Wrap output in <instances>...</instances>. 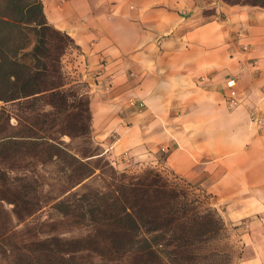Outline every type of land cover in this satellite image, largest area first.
Masks as SVG:
<instances>
[{
  "label": "crops",
  "instance_id": "obj_1",
  "mask_svg": "<svg viewBox=\"0 0 264 264\" xmlns=\"http://www.w3.org/2000/svg\"><path fill=\"white\" fill-rule=\"evenodd\" d=\"M43 2L78 45L64 61L88 84L103 154L200 185L240 245L236 264H264V6L214 1L207 19L200 0Z\"/></svg>",
  "mask_w": 264,
  "mask_h": 264
},
{
  "label": "trees",
  "instance_id": "obj_2",
  "mask_svg": "<svg viewBox=\"0 0 264 264\" xmlns=\"http://www.w3.org/2000/svg\"><path fill=\"white\" fill-rule=\"evenodd\" d=\"M72 48L74 38L49 20L43 0H0V194H36L39 166L54 164L60 194H70L54 208L91 226L86 237L47 232L13 247L11 264H229L231 228L210 194L158 167L129 173L104 161L92 140L88 84L71 81L63 65ZM76 138L83 145L75 147ZM98 169L104 185L73 190ZM0 199L14 203L19 220L32 214L19 196ZM88 250L95 254L84 256Z\"/></svg>",
  "mask_w": 264,
  "mask_h": 264
},
{
  "label": "rangeland",
  "instance_id": "obj_3",
  "mask_svg": "<svg viewBox=\"0 0 264 264\" xmlns=\"http://www.w3.org/2000/svg\"><path fill=\"white\" fill-rule=\"evenodd\" d=\"M203 4L206 5L205 9L202 10L203 14L207 16V19L212 18L214 11L217 10L216 2L220 0H200ZM228 4H241V5H252L255 2H264V0H221ZM218 13V12H217ZM218 15H223L221 12ZM66 57H63V65L65 71L68 73L69 79L76 80L81 77L78 76V73H75L72 70V67L68 65L67 60L64 61ZM84 89L89 91V87L86 86ZM7 107L12 109V105L8 104ZM92 140L94 147L98 148V151H102L101 145L94 139V132L92 131ZM66 140L70 138L66 136ZM84 140L82 138H76L73 142V145L76 147L83 145ZM161 151L165 153L167 148ZM105 160L110 161V163L119 171H127L129 173H138L147 167H157L158 164L146 163L141 160H136L135 157L131 156L129 151H125L122 155V162L117 164L113 163L114 158L107 157L106 154L103 155ZM123 163V164H121ZM163 171L167 173L166 167L162 168ZM106 171L105 177H108L107 172H109V167H105ZM42 177L38 178L36 183L38 186V191L36 194H0V196H8L10 198L21 197L23 200L27 201L25 204H30L32 208V214H29L28 211L24 214V219L19 220L15 213V205L13 202L0 199V264H11L10 253L13 247H23L25 245H30L34 240L39 238H44L47 232L51 234L60 235L66 238H82L86 237L91 230V226L78 222L75 217H63L53 206V204L60 198L68 196L70 194H60L61 190L65 187L60 184L56 177V166L54 164H47L45 166H39L38 170ZM99 173H102L100 169L97 170V174L93 177L87 179L84 185H79L73 190H85L87 186H98L101 187L104 185V180L99 176ZM175 181H179L180 178L177 176H172ZM199 187H197V186ZM191 188L192 192L196 194H205L206 192L200 185L196 184ZM201 188V189H199ZM22 205V202L19 205ZM22 209V208H21ZM27 210V209H25ZM25 212V211H24ZM28 214V215H27ZM90 242V241H88ZM87 242V243H88ZM230 244L233 248L232 260L229 264H236L239 259L240 245L236 242L235 238L231 236L229 239ZM86 243V244H87ZM95 254L92 251H84V256H91ZM96 256V255H94ZM110 256V255H108ZM100 258V257H96Z\"/></svg>",
  "mask_w": 264,
  "mask_h": 264
},
{
  "label": "built area",
  "instance_id": "obj_4",
  "mask_svg": "<svg viewBox=\"0 0 264 264\" xmlns=\"http://www.w3.org/2000/svg\"><path fill=\"white\" fill-rule=\"evenodd\" d=\"M226 86L228 89L229 103L232 106L239 105L241 103L242 99H241V95H240V90L238 88L237 79L235 77L229 78L226 81ZM111 87H112V82L108 81L107 88L109 89ZM263 91H264V89H263ZM131 103L134 105H137L140 108H142L144 106V102L142 100L133 99L131 101ZM165 149H166V147H163V150H165Z\"/></svg>",
  "mask_w": 264,
  "mask_h": 264
}]
</instances>
